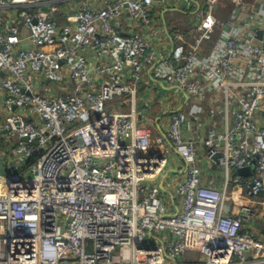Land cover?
<instances>
[{"label":"built area","instance_id":"1","mask_svg":"<svg viewBox=\"0 0 264 264\" xmlns=\"http://www.w3.org/2000/svg\"><path fill=\"white\" fill-rule=\"evenodd\" d=\"M221 1L0 0V264H264V0Z\"/></svg>","mask_w":264,"mask_h":264},{"label":"crops","instance_id":"2","mask_svg":"<svg viewBox=\"0 0 264 264\" xmlns=\"http://www.w3.org/2000/svg\"><path fill=\"white\" fill-rule=\"evenodd\" d=\"M185 2V0H182ZM248 8L252 3H256L257 0H245ZM164 7L160 9H155L154 11L159 12L160 17L162 16L163 21L166 23L169 31L176 33L177 35H186L192 39V29L196 26L197 19L194 15L188 14L182 9H167L164 11ZM233 5L228 1H221L217 4L213 15L217 20V25L215 29V34L224 29L226 26L230 25L233 21ZM161 19V18H160ZM161 22V20H160ZM188 34V35H187ZM188 40V39H187ZM1 77L3 75H0ZM2 103L0 100V114L2 112ZM7 142L5 139V134L0 137V171L2 167L5 168L7 161ZM260 233L264 235V222L260 223Z\"/></svg>","mask_w":264,"mask_h":264},{"label":"water","instance_id":"3","mask_svg":"<svg viewBox=\"0 0 264 264\" xmlns=\"http://www.w3.org/2000/svg\"><path fill=\"white\" fill-rule=\"evenodd\" d=\"M45 10V9H44ZM257 38H260V33L257 34ZM24 141H26V139H24ZM218 158H219V155H214L212 157V160L215 161L216 163H218ZM237 174L239 176H242V177H247L251 174V171H250V168H241V169H237Z\"/></svg>","mask_w":264,"mask_h":264},{"label":"trees","instance_id":"4","mask_svg":"<svg viewBox=\"0 0 264 264\" xmlns=\"http://www.w3.org/2000/svg\"><path fill=\"white\" fill-rule=\"evenodd\" d=\"M35 156L34 157H32L30 160H29V164H31L34 160H35Z\"/></svg>","mask_w":264,"mask_h":264},{"label":"rangeland","instance_id":"5","mask_svg":"<svg viewBox=\"0 0 264 264\" xmlns=\"http://www.w3.org/2000/svg\"><path fill=\"white\" fill-rule=\"evenodd\" d=\"M1 172H4V167H2V171ZM30 176V175H29Z\"/></svg>","mask_w":264,"mask_h":264}]
</instances>
